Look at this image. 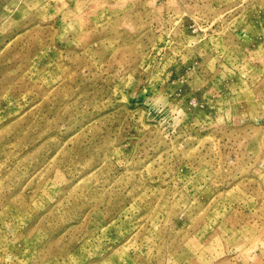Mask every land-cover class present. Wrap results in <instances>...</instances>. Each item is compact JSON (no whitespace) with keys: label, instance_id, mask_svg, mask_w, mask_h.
I'll list each match as a JSON object with an SVG mask.
<instances>
[{"label":"rangeland","instance_id":"1","mask_svg":"<svg viewBox=\"0 0 264 264\" xmlns=\"http://www.w3.org/2000/svg\"><path fill=\"white\" fill-rule=\"evenodd\" d=\"M0 264H264V0H0Z\"/></svg>","mask_w":264,"mask_h":264}]
</instances>
